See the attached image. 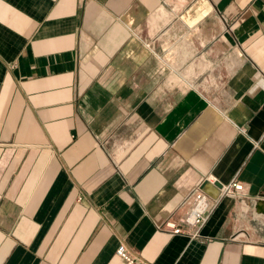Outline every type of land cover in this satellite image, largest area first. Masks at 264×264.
Wrapping results in <instances>:
<instances>
[{"label":"crops","instance_id":"1","mask_svg":"<svg viewBox=\"0 0 264 264\" xmlns=\"http://www.w3.org/2000/svg\"><path fill=\"white\" fill-rule=\"evenodd\" d=\"M257 201L264 0H0V264H264Z\"/></svg>","mask_w":264,"mask_h":264},{"label":"built area","instance_id":"2","mask_svg":"<svg viewBox=\"0 0 264 264\" xmlns=\"http://www.w3.org/2000/svg\"><path fill=\"white\" fill-rule=\"evenodd\" d=\"M202 181L198 183L192 192L185 199L187 204V211L185 212L182 220L175 224L167 221L162 228H166L173 234H185L191 238H197L200 230L205 226L208 221L215 202L212 204L210 198L201 188ZM244 183L240 179H234L232 182L224 185L221 189V198L224 196H232L235 199H243L244 194ZM117 254L121 256L127 264H139L140 262L132 256L128 251L127 247L121 245L117 249Z\"/></svg>","mask_w":264,"mask_h":264},{"label":"water","instance_id":"3","mask_svg":"<svg viewBox=\"0 0 264 264\" xmlns=\"http://www.w3.org/2000/svg\"><path fill=\"white\" fill-rule=\"evenodd\" d=\"M255 207L256 209L260 212V213H263L264 214V201H257L255 203Z\"/></svg>","mask_w":264,"mask_h":264},{"label":"rangeland","instance_id":"4","mask_svg":"<svg viewBox=\"0 0 264 264\" xmlns=\"http://www.w3.org/2000/svg\"><path fill=\"white\" fill-rule=\"evenodd\" d=\"M262 217V216H261ZM262 221L257 220V224H259V226L262 228V232H264V224L261 223Z\"/></svg>","mask_w":264,"mask_h":264}]
</instances>
